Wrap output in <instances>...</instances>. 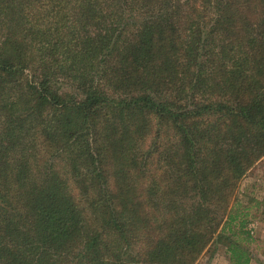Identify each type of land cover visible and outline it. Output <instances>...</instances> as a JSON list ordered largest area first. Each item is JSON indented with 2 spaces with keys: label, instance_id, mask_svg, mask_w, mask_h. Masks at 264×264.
Returning a JSON list of instances; mask_svg holds the SVG:
<instances>
[{
  "label": "trees",
  "instance_id": "obj_1",
  "mask_svg": "<svg viewBox=\"0 0 264 264\" xmlns=\"http://www.w3.org/2000/svg\"><path fill=\"white\" fill-rule=\"evenodd\" d=\"M263 157L264 0H0V264H250Z\"/></svg>",
  "mask_w": 264,
  "mask_h": 264
},
{
  "label": "rangeland",
  "instance_id": "obj_2",
  "mask_svg": "<svg viewBox=\"0 0 264 264\" xmlns=\"http://www.w3.org/2000/svg\"><path fill=\"white\" fill-rule=\"evenodd\" d=\"M234 204L233 209L248 214L247 230L252 235L248 243L244 242L245 246L239 248L251 256L250 264H264V157L239 181ZM230 227L232 224L224 229L227 235L230 234ZM219 232L221 227L217 234ZM226 244V240L215 239L202 252L195 264H232L230 246Z\"/></svg>",
  "mask_w": 264,
  "mask_h": 264
}]
</instances>
